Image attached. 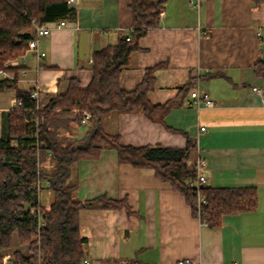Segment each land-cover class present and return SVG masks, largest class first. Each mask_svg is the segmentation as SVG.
Returning <instances> with one entry per match:
<instances>
[{"label": "crops", "instance_id": "0c3cea01", "mask_svg": "<svg viewBox=\"0 0 264 264\" xmlns=\"http://www.w3.org/2000/svg\"><path fill=\"white\" fill-rule=\"evenodd\" d=\"M130 3L77 0L74 20L40 38L44 56L29 52L20 60L21 89L36 88L44 101L64 92L70 78L85 88L92 54L132 30ZM259 61L264 63V2L165 1L157 24L139 38L119 81L130 91L149 75L152 104L174 97L182 103L161 123L138 111L110 112L102 115V126L117 132L123 145L182 148L190 140L194 147L187 160L205 161L207 185L253 186L257 206L225 214L220 226L208 227L152 168L119 162L114 149L103 148L98 158L77 161L76 195L87 200L104 196L124 205L79 212L80 234L86 239L83 256L90 264H176L180 258L195 264H264V79L254 73ZM194 90L206 92L214 105H195ZM14 97L11 90L0 91V137ZM74 113L57 115V132L64 140L81 137L89 126L70 121ZM43 188L44 202L41 192L38 199L46 206L53 195ZM15 242L16 237L14 247ZM9 251H0L1 260Z\"/></svg>", "mask_w": 264, "mask_h": 264}, {"label": "trees", "instance_id": "16d2710c", "mask_svg": "<svg viewBox=\"0 0 264 264\" xmlns=\"http://www.w3.org/2000/svg\"><path fill=\"white\" fill-rule=\"evenodd\" d=\"M165 1L131 0L132 30L92 54L89 84L81 88L77 79L70 78L64 92L48 95L44 101L41 98L42 107L35 109L36 101L20 87L22 67L5 65V61L24 54L32 35L28 30L34 24L74 20L76 6H69L66 0H0V69L13 75L0 77V91H13L22 107L28 108L21 114L16 106L9 110L0 137V251L12 249V264H80L86 239L80 234L79 212L87 207L124 205L121 200L104 196L87 200L76 195L77 161L96 159L103 148L114 149L119 162L152 168L156 177L183 195L192 214L208 227L220 226L225 214L256 208L257 192L253 186L204 185L200 192L205 202L198 205L189 186L195 178V169L185 164L194 147L190 140L182 148L123 145L117 132H107L102 126V115L110 112L138 111L161 123L172 107L182 103V99L174 97L152 104L147 98L149 75L130 91L119 81L121 69L138 49L139 38L157 24ZM253 2L259 4L264 0ZM254 73L264 79L263 62L255 63ZM186 89L187 86L180 88L183 93ZM73 109L78 112L70 121L79 126L80 111L85 110L90 114L86 124L89 126L81 137L64 140L57 132V115ZM38 162L43 165L38 166ZM38 178L48 180L46 187L53 195L46 206L39 203ZM14 237L26 246L25 252L14 248ZM1 259L2 256L0 264Z\"/></svg>", "mask_w": 264, "mask_h": 264}, {"label": "built area", "instance_id": "2783aa9c", "mask_svg": "<svg viewBox=\"0 0 264 264\" xmlns=\"http://www.w3.org/2000/svg\"><path fill=\"white\" fill-rule=\"evenodd\" d=\"M67 4L69 6H76L77 0H66ZM67 26V21L64 19L60 20H53V21H44L41 23L34 24L31 32V38L28 40L27 48L24 54L17 58H13L8 60L9 66H20V60L25 57L27 53H33L36 58H41L44 56L45 52L40 50L39 47V40L40 38L47 37L52 30L55 29H61ZM128 39V37H126ZM0 76L4 78H11L13 75L10 72H7L3 69H0ZM252 89L257 92L258 94H261L260 88L254 86ZM21 90L28 92L30 94V98L36 101L35 109H39L42 107L43 103L41 102V97L39 94V91L36 88H22ZM190 96L192 98V102L195 105H199L200 103H203L205 106H213L214 101L212 98L209 97V95L206 92L199 93L198 91L194 90L190 92ZM13 106H16L19 110V114L22 112H25L28 110V108L22 107L21 100L14 97L13 99ZM74 112H78L77 109H73ZM90 114L88 111L82 110L80 111V124L86 125L89 121ZM31 118H28L30 120ZM27 120V119H26ZM201 130H204V126H200ZM185 164L187 166H192L195 169V178L189 182V186L192 189L193 193L197 196L198 205L205 202L204 196L201 194V187L204 185H207V178L204 175L202 169L205 166V161L202 159L194 160L193 162L186 160ZM43 164L41 162H38V166H42ZM48 184L47 179L38 178L36 180V189L38 193L42 189L43 186H46ZM42 224V222H39ZM1 264H11L9 261L6 260V258H3L1 261ZM80 264H90V260L87 256H82ZM126 264H139L137 262H130ZM176 264H195L190 258H180L176 261ZM236 264V263H233Z\"/></svg>", "mask_w": 264, "mask_h": 264}, {"label": "rangeland", "instance_id": "374dc122", "mask_svg": "<svg viewBox=\"0 0 264 264\" xmlns=\"http://www.w3.org/2000/svg\"><path fill=\"white\" fill-rule=\"evenodd\" d=\"M28 31H32V28L31 29H29ZM10 60V59H9ZM8 60H6L5 61V65H7L8 64V62H7ZM75 113H77V112H75ZM75 113H74V115H75ZM11 144L14 146L15 144H16V141L15 140H13V141H11ZM43 188V187H42ZM45 189V187L43 188V190ZM47 189V188H46ZM42 190V189H41ZM40 190V196H41V200H42V202H44V195H45V193L46 192H44L43 193V190L41 191ZM48 191V190H47ZM13 241H14V239H13ZM14 248H16V249H19V250H21L22 252H25V250H26V246L25 245H22V244H19L18 243V241H17V239H16V242H15V247ZM9 250V249H8ZM7 251V250H6ZM9 255H8V257H6V260L7 261H9L11 264H12V256H11V254H12V249H10V251H9V253H8Z\"/></svg>", "mask_w": 264, "mask_h": 264}]
</instances>
